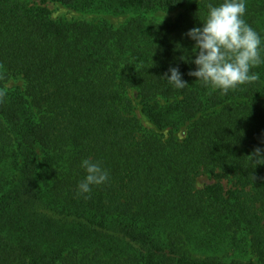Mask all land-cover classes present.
<instances>
[{"label":"trees","instance_id":"trees-1","mask_svg":"<svg viewBox=\"0 0 264 264\" xmlns=\"http://www.w3.org/2000/svg\"><path fill=\"white\" fill-rule=\"evenodd\" d=\"M220 2L0 0V264H264V63L226 94L188 75ZM243 18L264 59V0ZM85 158L109 179L78 195Z\"/></svg>","mask_w":264,"mask_h":264},{"label":"clouds","instance_id":"clouds-1","mask_svg":"<svg viewBox=\"0 0 264 264\" xmlns=\"http://www.w3.org/2000/svg\"><path fill=\"white\" fill-rule=\"evenodd\" d=\"M201 26L193 27L185 35L194 42L190 62L195 70L188 73L204 86H211L226 94L238 85L256 81L258 74L250 69L264 63L261 56L260 35L246 23V0H222L209 4ZM188 59V58H185ZM178 90L187 83L178 68H169L162 77ZM248 163L256 167L264 165V147L256 148ZM84 178L77 185V194H88L93 186L107 182L109 172L100 162L85 158L81 161Z\"/></svg>","mask_w":264,"mask_h":264},{"label":"rangeland","instance_id":"rangeland-1","mask_svg":"<svg viewBox=\"0 0 264 264\" xmlns=\"http://www.w3.org/2000/svg\"><path fill=\"white\" fill-rule=\"evenodd\" d=\"M47 7L50 9L53 18H57V17H64L67 19H73V18H78V19H84L83 16L70 12L67 9H64L56 4H52V3H48ZM179 12H175L172 14L167 15V19H173L178 15ZM86 19H89V16H86ZM16 85H21V81L17 80V81H11L7 84V87L11 88L13 86ZM216 181V179L208 173H201L197 178H196V187L198 189L203 188L209 184H212ZM222 185L224 186V188L227 190L228 188H230L231 184L228 182V180L226 179H222L221 180ZM243 261L246 262H250L253 263L256 261V258L254 256H246L244 258Z\"/></svg>","mask_w":264,"mask_h":264}]
</instances>
